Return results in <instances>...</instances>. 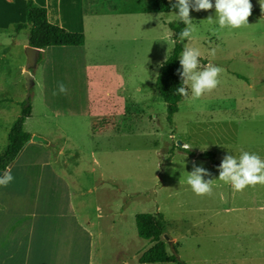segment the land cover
<instances>
[{"label": "rangeland", "instance_id": "374dc122", "mask_svg": "<svg viewBox=\"0 0 264 264\" xmlns=\"http://www.w3.org/2000/svg\"><path fill=\"white\" fill-rule=\"evenodd\" d=\"M55 2L63 4L64 22L81 25L76 33L86 37L84 51L94 79L93 106L104 113L119 106V117L111 123L116 131L98 132L96 141L82 134V142L88 138L91 149L86 153L85 147L73 141L74 150L66 152L60 170L65 169L63 173L72 180L74 204L88 210L84 217L95 219L116 201L115 218L125 215L126 231H130L122 235L123 225H117L111 230L113 242H108L98 237V229L97 234L83 230L81 242H69L63 264H89L87 246L95 240L91 264H142V255L154 245L138 235L135 215L145 212L164 217L162 238L168 251L175 254L169 245L173 241L186 264H264V185L234 192L218 179V166L226 155L238 158L247 151L264 159V11L260 0H251L250 24L240 29H220L215 7L191 11L196 31L180 45L200 50L201 70L214 64L223 71L218 87L202 98H192L189 88L172 121L156 79L176 44L170 28L178 22L176 12L159 11L155 0ZM25 24L23 29L29 30L20 32L18 47L0 48V155L24 101L28 103L33 94L34 82L28 86L23 73L28 63L24 44L31 33V25ZM3 44L11 46L9 41ZM8 98L16 102L9 104ZM76 112L72 109L73 115ZM108 122L102 118L99 128ZM184 144L191 145L190 152L196 155L189 154ZM205 151L214 152L219 164L199 158ZM194 163L207 169L205 180L214 179L212 196H197L187 184ZM8 171L14 179L7 187L0 186L3 192L19 189V159ZM1 200V206H18L16 198L2 196Z\"/></svg>", "mask_w": 264, "mask_h": 264}, {"label": "crops", "instance_id": "0c3cea01", "mask_svg": "<svg viewBox=\"0 0 264 264\" xmlns=\"http://www.w3.org/2000/svg\"><path fill=\"white\" fill-rule=\"evenodd\" d=\"M28 2L29 0H0V48L13 50L18 47L20 32L29 30H19V25L27 22ZM35 2L38 6L47 8L51 23L68 28L71 32L81 30V25L71 26L64 22L60 15L64 13L63 4L56 3L55 0ZM3 41L11 42V46H5ZM85 45L48 47L43 50L42 60L38 61L32 71V100L29 97L28 103H23L24 108L31 104L32 112L23 124V129L32 138L38 136L45 141L34 142L31 139L21 152L18 158L19 179H16L19 189L0 191V264H63L69 242H81L83 230L95 233L98 229V237L108 242H113L111 230L117 225H123L122 235L130 232L126 231L128 220L125 215L115 218V208L118 206L116 201L110 202L103 213L97 212L95 219L84 217L88 210L74 204L72 180L63 173L65 169L60 170L65 162L66 152L74 150L73 141H78L86 148L85 152H89V140L87 138L83 143L82 134L96 141L98 132L101 134L111 130L114 133L116 128L111 123L119 117L117 105L108 113L102 112L98 105L93 106L91 87L94 79L87 64ZM28 46L29 39L24 44L25 51ZM61 50L64 52L61 53ZM52 57L55 59L53 62L50 61ZM26 67L27 64L23 66V73ZM61 82L67 87V94L59 93L58 84ZM54 92L57 94L54 95ZM6 100L9 104L16 102L13 98ZM72 109L77 111L74 115ZM102 118L109 119L110 122L99 128L98 123ZM60 136H63L62 139ZM70 152L73 151L68 153ZM67 157L72 160V155ZM17 160L7 170L14 167ZM2 196L5 200L16 198L18 206H1ZM129 208L130 205L124 211L128 212ZM89 223L91 228L88 227ZM96 243L95 240L87 246L86 253L91 256L89 264L94 262Z\"/></svg>", "mask_w": 264, "mask_h": 264}, {"label": "clouds", "instance_id": "9594fccd", "mask_svg": "<svg viewBox=\"0 0 264 264\" xmlns=\"http://www.w3.org/2000/svg\"><path fill=\"white\" fill-rule=\"evenodd\" d=\"M261 10L264 11V0H260ZM215 7V15L218 18L220 29H240L249 26V17L252 14L251 0H175L173 9H178L176 15L178 22L186 25L179 33L180 41L191 40L196 31L191 18V11L211 10ZM212 23V16L207 18ZM201 52L196 47H185L180 55L182 79L181 86L176 89L180 96L188 97V89H191L192 98H202L206 93H211L220 84V75L223 69L214 64H209L201 70ZM59 93L67 94V87L61 82L58 84ZM54 95L57 93L54 92ZM183 147L189 151L191 145L184 144ZM219 168V181L230 185L234 192H243L247 187L264 185V159L255 153L243 151L237 158L226 155ZM187 184L191 190L200 197L212 196L214 179L205 180L209 175L203 166L193 164V171L188 172ZM14 177L9 171L0 176V186L7 187ZM180 180V183H183Z\"/></svg>", "mask_w": 264, "mask_h": 264}, {"label": "trees", "instance_id": "16d2710c", "mask_svg": "<svg viewBox=\"0 0 264 264\" xmlns=\"http://www.w3.org/2000/svg\"><path fill=\"white\" fill-rule=\"evenodd\" d=\"M156 6L161 12L171 13L178 12L173 9L172 5L175 0H155ZM27 23L31 25L29 44L40 50V59L43 58V50L55 46H82L86 42V37L82 33L71 32L63 27L57 26L50 22L48 10L40 7L35 0H29L27 10ZM26 24H20L19 29L26 27ZM186 25L182 22L170 24L171 30L175 31V47L169 58L164 61L160 67V73L156 79V85L160 89L164 102L167 105L169 119L179 112L180 102L186 97L177 94L182 84L180 76V55L183 47L180 45L179 33ZM30 101L32 100L30 96ZM32 105L29 104L23 109L22 115L13 124L9 137L8 145L0 155V170L6 171L20 156L24 147L32 139V135L23 129V124L31 115ZM191 155H196L193 151ZM199 158L216 160V154L211 151H205L199 154ZM136 225L139 237L151 241L154 245L148 249L141 257L142 264L153 263H180L186 264L179 260L175 254H170L168 246L163 240L162 235L166 232V221L161 214L138 213L136 215Z\"/></svg>", "mask_w": 264, "mask_h": 264}, {"label": "water", "instance_id": "95a60500", "mask_svg": "<svg viewBox=\"0 0 264 264\" xmlns=\"http://www.w3.org/2000/svg\"><path fill=\"white\" fill-rule=\"evenodd\" d=\"M26 52H27V57H28V63H27L26 71H25V78H26L27 85L29 86L34 82L32 71L38 64V61L40 58V51H39V49H37L35 47L28 46ZM32 141L44 142L45 140L41 137L33 136ZM216 164H219V163L216 162ZM4 172L5 171L0 170V176H2ZM166 238H168V236H166ZM169 245L171 246L172 252H175L176 257L180 260L179 256L176 253V249L174 248V242L170 241Z\"/></svg>", "mask_w": 264, "mask_h": 264}]
</instances>
